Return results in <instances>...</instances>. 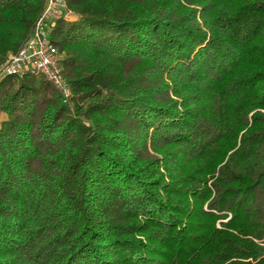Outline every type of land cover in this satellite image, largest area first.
Masks as SVG:
<instances>
[{
	"label": "trees",
	"instance_id": "obj_1",
	"mask_svg": "<svg viewBox=\"0 0 264 264\" xmlns=\"http://www.w3.org/2000/svg\"><path fill=\"white\" fill-rule=\"evenodd\" d=\"M68 4L72 98L0 73V264H264V0Z\"/></svg>",
	"mask_w": 264,
	"mask_h": 264
},
{
	"label": "built area",
	"instance_id": "obj_2",
	"mask_svg": "<svg viewBox=\"0 0 264 264\" xmlns=\"http://www.w3.org/2000/svg\"><path fill=\"white\" fill-rule=\"evenodd\" d=\"M77 14L68 0H44L43 9L26 40L15 53H10L0 66V73L23 78L36 75L50 82L67 102L73 92L64 76L63 55L52 42L59 21L70 22Z\"/></svg>",
	"mask_w": 264,
	"mask_h": 264
},
{
	"label": "rangeland",
	"instance_id": "obj_3",
	"mask_svg": "<svg viewBox=\"0 0 264 264\" xmlns=\"http://www.w3.org/2000/svg\"><path fill=\"white\" fill-rule=\"evenodd\" d=\"M63 55V60H64V58H65V55L64 54H62Z\"/></svg>",
	"mask_w": 264,
	"mask_h": 264
}]
</instances>
